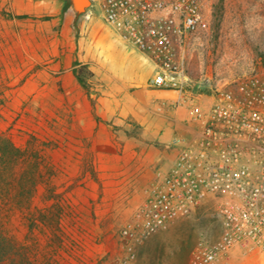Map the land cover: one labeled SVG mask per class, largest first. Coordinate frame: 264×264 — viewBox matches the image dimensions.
<instances>
[{
	"label": "rangeland",
	"instance_id": "1",
	"mask_svg": "<svg viewBox=\"0 0 264 264\" xmlns=\"http://www.w3.org/2000/svg\"><path fill=\"white\" fill-rule=\"evenodd\" d=\"M27 2L0 0V135L25 150L19 170L38 165V184L30 195L25 180V192L9 196L22 206L5 212L4 228L35 264H112L125 253L122 227L163 176L136 190L140 166L164 158L157 135L178 133L175 113L159 109L165 98L149 86L152 58L120 40L100 0H79L77 11L73 0L58 11ZM205 8L210 28L191 58L196 84L264 70V0H208ZM251 144L244 179L257 186L264 149ZM222 191L138 244L140 264H189L200 243L218 239ZM215 264H264V251L235 247Z\"/></svg>",
	"mask_w": 264,
	"mask_h": 264
},
{
	"label": "built area",
	"instance_id": "2",
	"mask_svg": "<svg viewBox=\"0 0 264 264\" xmlns=\"http://www.w3.org/2000/svg\"><path fill=\"white\" fill-rule=\"evenodd\" d=\"M208 0H100L104 20L126 44L149 55L155 65L149 86L175 90V100H165L159 109L186 106L191 119L203 124L205 145L218 144L220 160L206 164V150L179 146L174 163L151 186L135 219L121 229L125 253L112 264H140L136 247L145 238L189 215L211 192L237 188L242 198L220 207L223 228L218 239L200 243L189 264H215L235 247L256 246L264 251V184L250 185L244 179L249 168L235 169L243 141L264 149V70L250 69L223 79L220 88L210 84L214 101L202 105V91L191 73V58L202 44L210 23ZM209 87V86H208Z\"/></svg>",
	"mask_w": 264,
	"mask_h": 264
},
{
	"label": "crops",
	"instance_id": "3",
	"mask_svg": "<svg viewBox=\"0 0 264 264\" xmlns=\"http://www.w3.org/2000/svg\"><path fill=\"white\" fill-rule=\"evenodd\" d=\"M67 0H28V6L26 9H38L43 11H58L63 9L66 6ZM69 9H73L77 11L80 9L79 0H73V3L69 5ZM82 8V7H81ZM121 40V39H120ZM122 41V40H121ZM123 42V41H122ZM125 43V42H123ZM126 44V43H125ZM128 45V44H127ZM130 46V45H129ZM212 78V76H209ZM216 86L218 88L223 85L222 79H216L215 81ZM197 88L201 87L202 91V105L205 108H209L210 105L214 101V94L210 86H202L197 84ZM162 92L163 98L165 100H175L177 97V92L175 90H159ZM173 109V108H172ZM174 116L170 119V126L174 128H179L178 133L174 134L171 133V138L167 139L170 136V132L164 130L161 134L157 135L158 140L163 142V159L162 161L158 160H149L144 165L140 166L139 175L134 178V185L139 189V193L142 192V187L149 184L150 182L154 181L156 176L159 173H165L168 168L174 163V160L178 153L179 146L173 145L171 142L175 138L176 135H180L185 138L186 146L194 149L195 151L199 152L202 150H206L207 157H206V164L207 165H214L219 162L220 160V145L216 144H208L205 145L204 138H203V124L196 122L195 120L191 119L190 111L186 106H180L172 111ZM252 141H243V153L245 156L242 157L241 162L238 166L241 165H250L249 161H251V157L249 158V154L252 156L256 149L252 147ZM251 144V145H249ZM246 151V152H245ZM161 162V163H160ZM223 197H226L228 200H240L242 195L240 191L235 189H228L224 188Z\"/></svg>",
	"mask_w": 264,
	"mask_h": 264
},
{
	"label": "trees",
	"instance_id": "4",
	"mask_svg": "<svg viewBox=\"0 0 264 264\" xmlns=\"http://www.w3.org/2000/svg\"><path fill=\"white\" fill-rule=\"evenodd\" d=\"M25 159V150L17 146L9 137L0 135V264H35L25 246L18 244L4 228V214L13 206H22L21 202H13L11 194H23L27 189L25 180L31 182L28 193L33 195L37 187V168L29 172L19 170Z\"/></svg>",
	"mask_w": 264,
	"mask_h": 264
}]
</instances>
